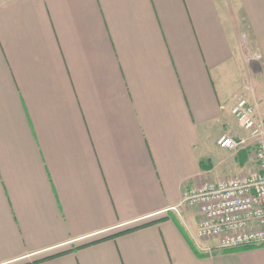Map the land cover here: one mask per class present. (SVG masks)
I'll return each mask as SVG.
<instances>
[{
	"label": "crops",
	"instance_id": "crops-1",
	"mask_svg": "<svg viewBox=\"0 0 264 264\" xmlns=\"http://www.w3.org/2000/svg\"><path fill=\"white\" fill-rule=\"evenodd\" d=\"M241 97L264 119V0L0 1V264H264L183 200L257 171L218 145Z\"/></svg>",
	"mask_w": 264,
	"mask_h": 264
},
{
	"label": "built area",
	"instance_id": "built-area-1",
	"mask_svg": "<svg viewBox=\"0 0 264 264\" xmlns=\"http://www.w3.org/2000/svg\"><path fill=\"white\" fill-rule=\"evenodd\" d=\"M231 113L245 134L238 138L222 135L218 145L235 152L252 148L257 171L206 181L186 191L183 198L199 209L197 237L216 239L218 247L227 250L264 245V119L242 97Z\"/></svg>",
	"mask_w": 264,
	"mask_h": 264
},
{
	"label": "rangeland",
	"instance_id": "rangeland-1",
	"mask_svg": "<svg viewBox=\"0 0 264 264\" xmlns=\"http://www.w3.org/2000/svg\"><path fill=\"white\" fill-rule=\"evenodd\" d=\"M0 1H2V0H0ZM230 124L231 125H236L237 127H239L242 130L241 126L234 119L230 121ZM251 163H252V160H251Z\"/></svg>",
	"mask_w": 264,
	"mask_h": 264
},
{
	"label": "trees",
	"instance_id": "trees-1",
	"mask_svg": "<svg viewBox=\"0 0 264 264\" xmlns=\"http://www.w3.org/2000/svg\"><path fill=\"white\" fill-rule=\"evenodd\" d=\"M131 229H128V230H125V231H121V232H118L116 235H119V234H122V233H126L128 231H130ZM246 248H250V247H240V248H236V249H246Z\"/></svg>",
	"mask_w": 264,
	"mask_h": 264
}]
</instances>
